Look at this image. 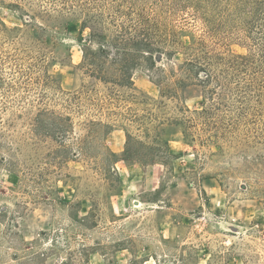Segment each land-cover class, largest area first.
I'll return each mask as SVG.
<instances>
[{"label": "rangeland", "instance_id": "374dc122", "mask_svg": "<svg viewBox=\"0 0 264 264\" xmlns=\"http://www.w3.org/2000/svg\"><path fill=\"white\" fill-rule=\"evenodd\" d=\"M29 1L35 4L0 0V249L6 256L0 264H13L15 254L38 252L46 253L42 264H57L65 255V234L74 253L81 244L92 248L88 264H264V199L243 188V182H257L244 169L250 158L264 155L262 137L244 139L243 133L233 143L200 145L172 126L144 119L143 130L135 131L139 138L167 141L168 150L161 143L159 150H149V161L137 162L123 159L120 117L102 118L114 125L100 142L116 154V176L81 155L44 166L45 153L56 143L34 133L39 108L46 104L70 112L78 137L95 113L66 111L49 101L59 94L54 88L60 85L72 92L89 87L102 97L110 86L77 68L81 39L88 32L80 16L53 13L45 23L55 31L44 34L38 28L44 23L38 20V0ZM19 2L24 13L15 6ZM222 48L230 54L246 53L243 45L228 39ZM132 79V90H114L133 94L126 104L139 113L152 107L156 118L162 116L170 104L155 108L161 98L148 73L138 69ZM257 128L264 134V125ZM261 176L264 184V173ZM67 210L75 218L92 214L97 224L92 235L77 230ZM116 242L121 247H115ZM73 258L77 261L78 253Z\"/></svg>", "mask_w": 264, "mask_h": 264}, {"label": "trees", "instance_id": "16d2710c", "mask_svg": "<svg viewBox=\"0 0 264 264\" xmlns=\"http://www.w3.org/2000/svg\"><path fill=\"white\" fill-rule=\"evenodd\" d=\"M20 2L15 6L24 13ZM38 7V20L44 21L38 28L44 34L54 30L45 23L52 20L53 13L80 16L82 29L88 32L81 39L77 68L93 81L110 86L102 97L94 96L89 87L72 92L61 90L60 85L54 88L60 97L57 94L49 101L59 103L66 111L95 113L84 122L86 132L78 137L70 112H59L46 104L39 108L34 133L56 143L45 153L44 166L59 165L70 155H81L90 158L99 170L116 176V154L100 142L114 125L102 118L120 117L125 133L123 159L137 162L149 161V150H159L161 143L168 150L167 141L152 137L145 142L139 138L135 131L143 130L144 119L172 126L200 145L233 143L243 133L244 139L264 138L257 128L264 125V0H38ZM45 25L47 28H43ZM47 37L52 40L51 35ZM226 39L243 45L246 53L225 51L222 46ZM138 69H144L158 87L161 99L155 108L170 104L159 118L152 107L139 113L127 105L133 94L114 90H132L133 74ZM192 98L197 100L189 106L187 100ZM244 173H253L257 182H243V188L264 199V155L250 158ZM68 212L77 230L84 236L92 235L97 227L92 214L75 218ZM68 235L61 238L65 255L57 264H88L92 248L81 244L74 253ZM9 242L18 245L14 238ZM116 243L115 247H121ZM51 246L57 245L51 242ZM77 253L75 261L73 255ZM45 256V252L15 254L11 259L13 264H42ZM5 257L0 249V261Z\"/></svg>", "mask_w": 264, "mask_h": 264}, {"label": "bare ground", "instance_id": "6f19581e", "mask_svg": "<svg viewBox=\"0 0 264 264\" xmlns=\"http://www.w3.org/2000/svg\"><path fill=\"white\" fill-rule=\"evenodd\" d=\"M137 202V201H136Z\"/></svg>", "mask_w": 264, "mask_h": 264}]
</instances>
